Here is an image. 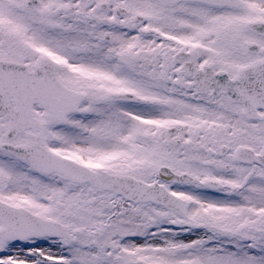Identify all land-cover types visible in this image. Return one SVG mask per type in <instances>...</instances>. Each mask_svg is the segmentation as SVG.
Returning <instances> with one entry per match:
<instances>
[{
    "label": "snow or ice",
    "instance_id": "snow-or-ice-1",
    "mask_svg": "<svg viewBox=\"0 0 264 264\" xmlns=\"http://www.w3.org/2000/svg\"><path fill=\"white\" fill-rule=\"evenodd\" d=\"M0 264H264V0H0Z\"/></svg>",
    "mask_w": 264,
    "mask_h": 264
}]
</instances>
